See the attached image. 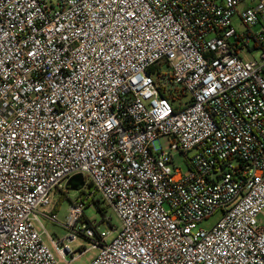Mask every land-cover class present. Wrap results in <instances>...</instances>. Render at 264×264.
Listing matches in <instances>:
<instances>
[{"label":"built area","instance_id":"obj_1","mask_svg":"<svg viewBox=\"0 0 264 264\" xmlns=\"http://www.w3.org/2000/svg\"><path fill=\"white\" fill-rule=\"evenodd\" d=\"M262 211L264 0H0V264H264Z\"/></svg>","mask_w":264,"mask_h":264},{"label":"rangeland","instance_id":"obj_2","mask_svg":"<svg viewBox=\"0 0 264 264\" xmlns=\"http://www.w3.org/2000/svg\"><path fill=\"white\" fill-rule=\"evenodd\" d=\"M257 54L258 53H256L255 55ZM161 143L164 148L167 147V142L165 139L162 138ZM174 156H175V162L179 164L181 168L184 170L183 162H184L185 157L179 152H176ZM83 182L84 183L81 186H83V188H86L88 183H90V180L86 179L85 181V179L83 178ZM79 193H80V190L67 189L65 186L56 189L55 194L52 198V202H51L52 203L51 207L53 208V211L56 214L55 219H50L44 215V213L49 212L48 205L41 206L37 209L38 216H39L41 223L43 224L46 231L53 238L55 239L63 238L65 237V235H67L69 231L65 227L67 212L72 202L76 199ZM99 204L103 209V213H101L98 209H96L94 204L89 205L88 202H85V207L83 209L85 217L96 222L97 223L96 226L98 229H106L108 227L107 225L108 223L105 220L106 218L107 219L110 218L113 224H118L119 219L114 213V211L112 210V207L103 200L99 201ZM102 214H104L103 217H105V219L102 217ZM220 217H221V211L216 210L212 215L200 221L198 223V226L203 227L205 229H209L217 222V220ZM260 218L264 219V211H262ZM83 219L84 221H86L85 218ZM44 238H46L45 235H44ZM46 241L49 242L48 239H46ZM89 242L90 240L86 235H78L76 239L70 241V245L73 248H76L79 245L88 246ZM94 252L95 250L86 251L83 254H81L78 258L71 261L70 263H63V264H88V260L90 259V257L92 256Z\"/></svg>","mask_w":264,"mask_h":264},{"label":"water","instance_id":"obj_3","mask_svg":"<svg viewBox=\"0 0 264 264\" xmlns=\"http://www.w3.org/2000/svg\"><path fill=\"white\" fill-rule=\"evenodd\" d=\"M68 185H70L72 188L75 187V185H82L83 182V176L81 174H74L73 176H71L67 182Z\"/></svg>","mask_w":264,"mask_h":264},{"label":"trees","instance_id":"obj_4","mask_svg":"<svg viewBox=\"0 0 264 264\" xmlns=\"http://www.w3.org/2000/svg\"><path fill=\"white\" fill-rule=\"evenodd\" d=\"M167 97H169L168 95H166ZM89 185H90V183H89ZM65 187L67 188V189H75V190H80L81 189V185H75V187L74 188H72L70 185H68L67 183L65 184ZM102 199L100 198L99 199V197L97 198V200H95V208L96 209H98L101 213H103V209H102V207L100 206V204H99V201H101ZM104 216V214H102V217ZM104 219H105V217H103Z\"/></svg>","mask_w":264,"mask_h":264}]
</instances>
